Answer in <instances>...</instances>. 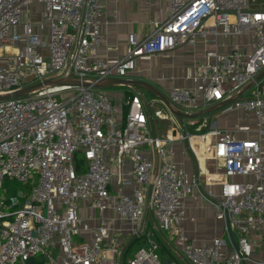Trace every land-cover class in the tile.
<instances>
[{
  "label": "built area",
  "instance_id": "built-area-1",
  "mask_svg": "<svg viewBox=\"0 0 264 264\" xmlns=\"http://www.w3.org/2000/svg\"><path fill=\"white\" fill-rule=\"evenodd\" d=\"M105 11L106 0H0V95L65 76L91 84L0 101V190L7 178L33 184L0 202V264H178L176 253L183 264H264L256 257L264 238L251 237L264 229V76L244 92L264 71V3L170 0L167 19L146 37L129 34L126 53L114 60L98 58ZM197 45L203 59L187 71V86L170 89L173 106L194 114L235 97L225 111L250 120L193 133L187 126L207 128V114L182 121L158 109L172 127L155 136L140 92L119 106L93 86L125 79L140 60ZM177 144L196 160L197 173L177 161ZM210 159L225 178L219 191L207 180L205 189L224 236L197 244L183 228L186 202L203 188ZM82 203L95 213V229ZM109 210L120 227L112 229ZM150 225L169 236L173 255L165 260Z\"/></svg>",
  "mask_w": 264,
  "mask_h": 264
},
{
  "label": "crops",
  "instance_id": "crops-1",
  "mask_svg": "<svg viewBox=\"0 0 264 264\" xmlns=\"http://www.w3.org/2000/svg\"><path fill=\"white\" fill-rule=\"evenodd\" d=\"M36 7L38 10L42 9L41 5H36ZM36 10L34 14H36ZM169 11L170 0H106V11L102 24L104 39L98 52V58L102 60H114L123 57L128 46V35L135 33L138 38L146 37L157 22L167 19ZM203 55L204 50L201 45H197L195 48L180 47L174 51L154 56L149 60L138 61L136 69L130 72L125 79L144 81L169 99V92L172 87L187 86L189 84L185 79V75L196 62L203 59ZM124 86L128 87L124 91L116 93L107 92L111 95L114 103L119 106H123L124 100L128 96L139 92V90L135 91L128 85ZM102 91L106 92L105 89ZM247 91L248 88H245L244 92L246 93ZM158 99V102L163 107L156 110L163 109L168 113V107L160 98ZM156 110L152 113L149 106L147 108L149 130L152 135L163 136L171 132V122L157 117L155 115ZM245 118H247V115L243 112L225 111L224 108L219 114H216L213 125L223 129H231ZM177 119L185 120L184 117H177ZM247 120H250L249 116ZM177 146L179 148L176 157L177 161L182 163L189 173H197L198 164L196 160L187 152L185 153L183 145L177 144ZM146 151L148 154H151L152 159L156 162L157 157L155 152H149L148 149ZM203 167L205 168L202 184L204 189H199L195 197L187 199L188 219L183 226L189 238L197 244L207 243L215 237L224 236L223 223L216 219V208L207 198L205 189L209 184H215L213 188L219 191L220 183L225 178L215 168V161L213 159H210ZM206 180L209 184H206ZM81 214L84 217L91 215L90 226L92 229L97 227L98 221L95 213L85 203L81 204ZM108 215L111 218L112 229L120 227V223L112 210H109ZM192 218L195 220L192 221ZM91 236L90 233L86 232L83 238L90 240ZM251 237L264 238V229L259 234L253 233ZM116 238H119L120 242L124 241L126 243L131 239L129 236H117ZM256 257L264 259V245L256 253Z\"/></svg>",
  "mask_w": 264,
  "mask_h": 264
},
{
  "label": "water",
  "instance_id": "water-1",
  "mask_svg": "<svg viewBox=\"0 0 264 264\" xmlns=\"http://www.w3.org/2000/svg\"><path fill=\"white\" fill-rule=\"evenodd\" d=\"M264 76V71H262L259 75L256 76V78L246 87L249 88L251 87L255 82H257L259 79H261ZM67 85H71V86H91L90 83L85 82V81H81V80H76L71 78L70 76H65V77H57V78H53V79H49L43 82H39L36 84H32L29 86H26L24 88H22L21 90H18L16 92L13 93H7V94H2L0 95V101L2 100H7L10 98H17V97H25L30 95L31 93L38 91L44 87H57V86H67ZM118 85H128L130 87H132L135 91H138L139 88H145L147 90H149L150 92H152L155 96H157L158 98H160L164 104L168 107V109L177 117L179 118H198V117H202L206 114H211L212 112H215L217 110H219L220 108L225 107L226 105L230 104L233 100H235L236 98H230L227 99L223 102H220L210 108H208L206 111L204 112H198V113H194V114H188L185 113L177 108H175L173 106V104L171 103V101L164 95L162 94L160 91H158L156 88H154L152 85L144 82V81H139V80H131V79H108L104 82H95L93 83V86L96 88H106L109 86H118ZM177 256L180 259H183V256L181 254L176 253ZM173 260V258H168L165 261V264H169L171 261ZM34 263V259L30 258L28 261V264H33Z\"/></svg>",
  "mask_w": 264,
  "mask_h": 264
},
{
  "label": "rangeland",
  "instance_id": "rangeland-1",
  "mask_svg": "<svg viewBox=\"0 0 264 264\" xmlns=\"http://www.w3.org/2000/svg\"><path fill=\"white\" fill-rule=\"evenodd\" d=\"M257 3L259 4H263L264 0H257ZM38 9L35 7V10ZM40 12L33 14L32 16V20L34 22H38L40 19ZM156 86V85H155ZM157 87V86H156ZM128 87L124 86V85H118V86H109L106 88H101V90L105 89L106 92H110V93H116L119 91H124L126 90ZM139 92L141 93V95L143 96V98L146 101V104L149 106V109L152 113H154V110H156L157 108H162L163 105L158 102L159 99L149 90L145 89V88H139ZM223 108H220L219 110L212 112L211 114H207L206 116L208 117V127L207 128H203L202 130H197L196 128H191L189 126H187V128L193 132V133H201L202 131H206V130H210L212 128L213 122L216 119V114H219V112L221 110H223ZM202 120H204V118H200ZM188 118H185V121H187ZM77 160L79 162L83 161V156L82 153H77ZM7 189V192L5 191V189ZM20 190L28 193L29 190L26 189L25 185L17 180L14 179H5L4 181V187L3 189L0 190V202L5 198V197H9V195H16ZM148 231L151 232V239H153L154 241H156L159 246H160V257L161 259L165 260V257H169L170 255H173V252H171V250L169 249L165 238H169V236L167 235V237H162L156 230H154L152 228V226L150 225ZM75 240H78L79 242H82V239L79 236L74 237ZM130 241V240H129ZM128 241V242H129ZM176 262L178 264H183L182 260H180L178 257L176 258Z\"/></svg>",
  "mask_w": 264,
  "mask_h": 264
},
{
  "label": "trees",
  "instance_id": "trees-1",
  "mask_svg": "<svg viewBox=\"0 0 264 264\" xmlns=\"http://www.w3.org/2000/svg\"><path fill=\"white\" fill-rule=\"evenodd\" d=\"M32 185H33V184L29 183V184H26L25 187H26V189H28V190L30 189V190H31ZM30 190H29V191H30ZM133 247H134V243H131V244L128 246V250H127L126 257H128V256L131 254ZM35 264H43V262H42V261H39V260L36 259Z\"/></svg>",
  "mask_w": 264,
  "mask_h": 264
}]
</instances>
